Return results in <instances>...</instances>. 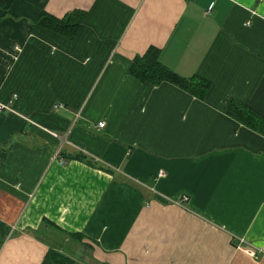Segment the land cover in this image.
I'll list each match as a JSON object with an SVG mask.
<instances>
[{"label": "crops", "instance_id": "crops-1", "mask_svg": "<svg viewBox=\"0 0 264 264\" xmlns=\"http://www.w3.org/2000/svg\"><path fill=\"white\" fill-rule=\"evenodd\" d=\"M149 48L206 96L130 76ZM0 102V264H264V137L227 113L264 118V0H15Z\"/></svg>", "mask_w": 264, "mask_h": 264}, {"label": "trees", "instance_id": "trees-1", "mask_svg": "<svg viewBox=\"0 0 264 264\" xmlns=\"http://www.w3.org/2000/svg\"><path fill=\"white\" fill-rule=\"evenodd\" d=\"M13 1L15 0H0V9L6 13ZM83 18V12H73L60 19L50 17L42 12L34 23V26L47 29L71 40L81 27ZM158 56L159 50L156 48H149L142 56L133 59L132 65L128 71L129 75L141 83H147L153 86H158L163 82H167L199 99H203L206 96L210 89V84L207 81L194 76L190 78L178 76L176 73L160 64ZM227 113L245 127L264 137V118L249 108L236 102H230L227 106ZM60 156L66 161L76 160L91 168L111 172L108 168L93 162L82 153L68 155L60 153ZM49 258L53 260L55 264H62L61 258L57 255L49 254ZM64 264L70 263L65 262Z\"/></svg>", "mask_w": 264, "mask_h": 264}, {"label": "built area", "instance_id": "built-area-1", "mask_svg": "<svg viewBox=\"0 0 264 264\" xmlns=\"http://www.w3.org/2000/svg\"><path fill=\"white\" fill-rule=\"evenodd\" d=\"M1 111L13 112V110L9 107V105H6V104H3L0 102V112ZM104 126H105V123L100 122L96 125L95 129L97 131H99V130L103 129ZM158 177H163V173L160 172L158 174ZM244 244H246L248 246L243 248ZM235 247H236V249L242 250L246 255H248L249 257H251L253 259H257L258 256L263 253V251L260 247H255V246L247 243V241H245V239H243V238L237 239V242L235 243Z\"/></svg>", "mask_w": 264, "mask_h": 264}]
</instances>
